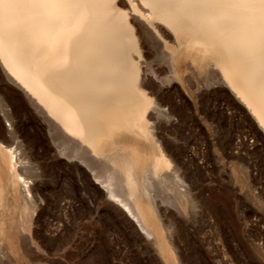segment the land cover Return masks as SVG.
<instances>
[{"label": "bare ground", "instance_id": "bare-ground-1", "mask_svg": "<svg viewBox=\"0 0 264 264\" xmlns=\"http://www.w3.org/2000/svg\"><path fill=\"white\" fill-rule=\"evenodd\" d=\"M224 96L264 143V0H0V241L62 163L176 264L166 209L235 154Z\"/></svg>", "mask_w": 264, "mask_h": 264}, {"label": "rangeland", "instance_id": "rangeland-1", "mask_svg": "<svg viewBox=\"0 0 264 264\" xmlns=\"http://www.w3.org/2000/svg\"><path fill=\"white\" fill-rule=\"evenodd\" d=\"M209 106L222 113L225 146L236 155L224 156L220 177L206 162L209 187L189 189L184 213L166 209L176 264H264L261 133L226 96ZM65 167L48 166L44 188L30 189L31 222L12 248L0 241V264H164L151 240L106 202L101 188H80L73 174L75 188H63Z\"/></svg>", "mask_w": 264, "mask_h": 264}]
</instances>
